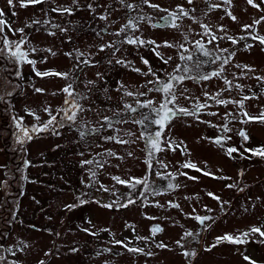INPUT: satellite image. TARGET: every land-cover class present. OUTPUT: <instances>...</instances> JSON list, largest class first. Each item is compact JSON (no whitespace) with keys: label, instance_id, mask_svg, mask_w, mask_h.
I'll list each match as a JSON object with an SVG mask.
<instances>
[{"label":"rangeland","instance_id":"rangeland-1","mask_svg":"<svg viewBox=\"0 0 264 264\" xmlns=\"http://www.w3.org/2000/svg\"><path fill=\"white\" fill-rule=\"evenodd\" d=\"M126 3L141 5L142 13L151 18L141 22L139 30L132 35L155 41L156 45L167 41L183 43L185 47L120 44L124 37L115 33L129 15L137 13L123 8L118 0H78V6L73 5V0H45L26 7H21L20 0H14L13 7L8 6L7 0H0V9L4 12L0 19L6 20L12 29H24L27 43L22 48L28 51L29 59L36 61L34 67L24 63L20 68L22 75L17 78L16 65L7 49L0 53V95L5 97L0 101V254H4L6 264H40L41 261L44 264H250L245 256L256 264H264V237L258 233L250 234L245 243H217L218 237L226 234L237 237L253 227L264 231V156L254 154L264 151V123H241V119H246L242 115L236 119L225 115L235 116L246 111L258 117L264 111V82L256 79L264 77V45L248 38L242 30L243 25H252L264 17V2L254 0L259 5L257 8L247 0H231L230 4L208 12L205 0H193L191 5L187 0H149L150 4L170 11L176 10L178 5L194 8L196 18L209 25L218 36L225 35L217 31L223 26L228 36L238 40L236 44L227 39L207 43V38L202 39L200 35V25L189 18L178 21L182 25L180 30L153 27L161 22L165 12L141 4V0H126ZM89 4L95 12L89 10ZM56 7H71L74 11L72 15L61 14L52 11ZM225 10L236 20L226 15ZM106 13L109 14L107 21L99 19ZM51 24L64 26L69 31L61 32ZM105 28L107 33L98 37L96 33ZM4 33L9 41L21 38V33L14 34L7 27ZM254 34L264 36V21L254 26ZM197 40L211 53L208 59L227 57L232 52L234 55L221 77L207 81L187 79L177 85L178 107L192 111L195 102L208 106L201 110L198 118L180 115L167 123L161 135L171 141L175 150L157 153L156 160L167 167L153 160L152 170H149L146 141L139 136L145 127L153 133L159 128L152 123L157 118L152 108H158L163 97L151 90L153 84L148 82L154 77L144 73L150 66L156 76L167 80V74L173 73L178 65L180 68L175 74H183L185 65L194 69L199 62L197 59L204 56L196 46ZM113 42L119 48L114 54L111 49L98 50L101 44ZM3 47L0 42V48ZM32 48L37 50L34 54ZM74 49H79L85 57L91 53L90 58L96 66L76 71L74 57L66 55ZM221 49H228V52H221ZM181 54L190 55L192 59L181 60ZM161 57H171V60L165 64ZM116 60L124 63L117 64ZM145 60L147 64L143 63ZM218 64L204 63L200 71L211 73ZM243 66L252 71L244 70ZM37 71L75 72L79 78L73 85L75 91L89 99L81 102L86 111L77 114L75 124H66L55 132L32 133L33 138L21 146L16 143L18 132L13 117L22 118L25 127L42 125L49 119L44 108L56 114L64 105L65 95L61 89L71 82V75L67 80L54 75L40 77ZM242 71L245 72L243 76ZM98 72L103 74L102 79L98 80ZM225 78L243 85V89L225 90ZM86 81H95L96 86L89 91L85 88ZM35 88L44 91L38 93ZM184 89L187 91L181 95ZM126 92L133 95L128 96ZM205 93L222 100L239 101L253 94L256 98L246 100L240 109L235 103L217 105L213 99L206 98ZM149 100L151 108L141 107ZM126 105L136 110L130 111ZM29 110L40 117L39 121ZM210 112L217 115H208ZM60 118L58 116V120ZM139 120L144 124L136 123ZM226 123L231 131L224 133L221 128ZM240 130L247 134L246 141L239 135ZM109 136L135 142L105 139ZM217 137H224L223 146L214 142ZM229 148L238 151L229 155ZM84 160L94 163L82 165ZM25 161L30 163L26 166ZM187 163L195 164L196 168L184 167ZM203 169L209 175H205ZM89 170L95 171V179L90 177ZM157 172L161 175L157 176ZM113 177L124 181L146 179L147 188L145 185L133 188ZM169 183L179 186L168 189ZM229 184L234 187H227ZM138 188H143L142 194ZM153 188L159 194L154 195ZM129 199L134 202L120 207ZM80 200L86 202L81 204ZM109 204L112 207L104 206ZM70 205L73 207H67ZM197 215L212 219L202 226L192 218ZM157 226L162 230L153 235L152 229ZM186 232L199 235L195 239L182 240ZM177 241H182L184 248L178 246ZM161 243L167 247H157ZM123 245L142 248L144 253L129 252ZM10 248L16 251L14 256L8 251ZM20 248L23 251H19ZM185 250L195 255L185 256ZM149 252L152 254H145Z\"/></svg>","mask_w":264,"mask_h":264},{"label":"snow or ice","instance_id":"snow-or-ice-1","mask_svg":"<svg viewBox=\"0 0 264 264\" xmlns=\"http://www.w3.org/2000/svg\"><path fill=\"white\" fill-rule=\"evenodd\" d=\"M45 2V0H27V3H25V0H20V4L21 7H26L28 6V4H39V3H43ZM206 4H207V9L208 12H211L214 9H219L221 8L223 5L225 4H230L231 0H216V2H209V0H205ZM262 2H264V0H262ZM8 6L9 7H13L14 6V0H7ZM118 3L123 7V8H127L129 9L131 12H136V15H129L126 23L123 24L120 29L115 33V35L117 36H121L123 35L124 39L121 40L119 43L123 44V43H127L128 45H135L137 47H141V46H145V45H156L155 41H148V40H144L142 38H140L139 36H135L132 35L131 33H134L136 31L139 30V24L141 22H148L150 21V17H148L147 15H144L142 13V8L141 5L138 4H132V3H126V0H118ZM187 3L189 5H191L193 3V0H187ZM247 3L249 5H252L254 7L259 8L258 4L254 3V0H247ZM141 4H148L149 7L153 8V9H157L161 12H165L166 15L162 16L160 18V23L154 24L152 25L153 27H172L174 29L180 30V28L182 27L181 23H178V21H182L184 18H189L191 20H193L194 23H197L200 25L202 32L200 33L202 39L203 38H207V43L209 44H213L214 42L218 41V40H223V39H227L229 41H231V43L236 44L238 43V40L236 38H233L231 36H228L226 34V29L223 28V26H220L219 29L217 31L219 32H223L225 33V35L223 36H218L216 34L215 31H213L211 29V27L207 24L202 23L198 18H196L193 13L195 12V9H185L182 5H178L176 10L174 11H170L168 9H164L161 8L159 5L157 4H150L149 0H141ZM73 5L78 6V0H73ZM88 8L90 11L95 12V9L92 7L91 4L88 5ZM52 11L54 12H59L61 14H68V15H72L73 14V9L71 7H56L53 8ZM226 11V15L230 16L232 20H236V17L233 16L231 14L230 11ZM15 14V13H13ZM205 15H207V13H205ZM4 16V12L2 9H0V17ZM109 18V14H104L99 16V19L101 20H105L107 21ZM262 21H264V17H261L259 20H255L253 22L252 25H243L242 26V30L245 31L248 34V38H251L253 40H258L261 45H264V36H258L254 34V26L260 24ZM33 23H40V21H34ZM46 23H50V22H46ZM30 26V25H29ZM7 27L9 29V31H12L14 34L16 32L21 33V38L18 41H9L7 35L4 33V28ZM51 27L54 29H57L61 32L67 33L69 31L68 28L58 25V24H51ZM24 29H12L11 25L8 24L6 22V20L4 19H0V42L3 43L4 47L0 48V53H3L5 51V49H7L8 51V56L9 58L13 61V63L16 65V70H15V76L17 78H19L22 73L20 71V68L22 67V65L24 63H28L33 65V67L35 66L36 61L29 59L28 58V51L24 50L22 48V46L24 44L27 43V38L23 35ZM107 33V28L103 29L101 32H97L96 35L98 37H101L103 34ZM49 34L51 35H55V32H50ZM69 42L71 41V37L68 38ZM185 39H187V37L185 36ZM239 39L243 40L245 39V37H240ZM196 46L198 48V50L203 53V55L205 57H208L211 55V53L205 48L204 44L201 43L200 40H197L196 42ZM175 47V48H179L182 49L185 47V45L183 43H179V44H173V43H169L167 41L164 42L163 45H156V47ZM251 45H248V47H250ZM106 49H111L113 54L119 50L117 43L113 42V43H108V44H101L99 47V51H105ZM37 50L35 48L31 49V52L34 54ZM49 52H51V49L48 50ZM153 51H155V48L153 49ZM221 52H228V49H221ZM54 55V53H53ZM66 55H68L69 57H74L76 63H75V69L76 71H82L83 67H94L96 66V64H94L91 60V53L88 54L87 57H85V54L83 52H81L79 49H74L73 52H69L66 53ZM157 55H159V53H157ZM234 55V52L229 53V56L227 57H223V56H213L212 59L210 61H203V62H198L196 63L194 69L193 67L187 66L185 65L182 69V73L183 74H175L177 72V69L180 68V66H177V69H174L173 73H168L167 74V80H161L158 76H156V73L152 71L151 67L149 66V70L147 73H144L145 75H152L154 77V80L149 81L148 83L153 84V91L161 93L162 94V101L159 104L158 108H152V111H154L157 115V118L155 120L152 121V123L156 124L159 126V128L157 129V131H155V133L147 130V128L145 127V130L142 131L140 133L139 139L146 141V145H145V151L147 152V165L149 167V170H152V164L151 162L153 160H156V154L159 152H163V151H167V150H175V148L172 146V143L170 140H166L162 138V130L163 128L167 125V123L180 115H192L198 118L200 112L202 109L206 108L208 105L206 103H199V102H195L194 103V107L192 111H189L188 109L185 108H181L178 107L176 102H177V95H176V87L177 85H181L183 84V82L187 79H191L194 81H207L213 77H221L222 73L224 72L225 66L228 65L230 63V59L231 56ZM179 58L181 60H191L192 57L189 56H184V55H180ZM163 63L167 64L169 62V60H171V57H169L168 59H164L163 57H161ZM218 64V68L216 70H213L211 73H205L200 71L202 63H217ZM109 63L111 64L112 61L110 60ZM117 64H121L124 63V61L122 60H116ZM143 63L147 64L148 62L145 60L143 61ZM237 67H241L240 65H237ZM244 70L246 71H252L251 69L248 68V66H243ZM137 72H139V69H136ZM37 76L40 77H47L50 75H54L57 77H62L64 79H68L69 76L71 75V82L66 84V86L61 89V92L65 95V99H64V105L56 110V114H53L52 111L49 108H44V112L48 114L49 119L41 124H34L32 125L30 128L29 127H25L22 124V118L19 117H13L15 124H16V128H17V136H16V143L20 144L21 146H23L27 141H30L33 136L32 133H41V132H47V131H53L55 132L56 128H60V127H64L66 124L68 125H72L76 123V117L77 114L80 112H84L86 111L84 105L81 103L82 101H86L89 99V97L85 94H81L79 92H76L73 85L79 82V78L78 76L75 74V72L73 73H61V72H50V71H45V72H36ZM97 78L102 79L103 78V74L102 73H97ZM241 75H245V72L242 71ZM256 79L258 81H262L264 82V77H256ZM225 84L227 85V88L225 90H230L231 88L235 87L237 89H243V85L240 84H233L231 81L227 80L225 78ZM156 85H159V87H156ZM96 86V82L95 81H86L85 82V88L88 89L90 91L91 87H95ZM123 87V85L121 86ZM35 92H43V89L40 88H35L34 89ZM187 89H184L181 92V95H183V92H186ZM13 93H7V95H12ZM128 96L133 95L131 92H126L125 93ZM141 95H143V93H141ZM219 96V93H217V97ZM205 97L209 98V99H213L214 102L217 105H224L226 106L229 103H235L240 109H243L244 107V102L246 100L249 99H253L256 98L255 94H253L252 96H243L239 101H233V100H222V99H218L216 97H210L208 93H205ZM4 95H0V101L4 100ZM187 99H195V98H191V97H186ZM139 103V101L137 102ZM171 105V107H170ZM126 107L128 108V110L130 111H135L136 109L133 108L131 105H126ZM141 107H152V101H147L144 104H141ZM90 110V109H87ZM29 114L33 115L34 118L39 121L40 117L36 116L35 113L31 112L29 110ZM208 115H217V113H208ZM226 117H232V119H236L238 118V116L242 115L243 117H245L246 119H241L240 122L241 123H248V122H260V123H264V111H262L260 113V115L258 117H253L250 116L246 111H243L242 113H237L235 116L231 113H226L225 114ZM58 116H60L61 118L58 120ZM105 120H108L107 117L104 118ZM136 123L143 125L144 121L143 120H139L136 121ZM109 126H111L109 124ZM103 127V125L101 126ZM92 131L96 132L98 130L93 129ZM221 131L224 133H227L228 131H231V129L228 128L227 123L224 124L221 128ZM59 134V133H56ZM81 136L84 135L83 132L80 133ZM128 135H134L133 133H128ZM239 135L242 137L243 140H247L248 136L247 134L243 131L240 130L239 131ZM105 139L108 140H113L116 139L117 142L119 143H134L135 141L132 140H122V139H117L115 137H106ZM228 139H230V137H228ZM223 140L224 137H217L215 139V143L218 145L223 146ZM238 150L236 148H229L227 149V152L229 155H231V153L233 152H237ZM246 151H253V150H246ZM254 154L256 155H261L264 156V151H260V152H255ZM109 155H114V153L109 152ZM128 155H131V153H128ZM156 162L158 164H160L162 167H167V165L163 164L162 161L160 160H156ZM30 162L25 161L26 166L29 164ZM94 163L93 160H84L81 161L82 165H92ZM98 167H103L102 164H98ZM184 167L187 168H196L195 164L192 163H187L184 165ZM199 170V169H197ZM90 171V177L92 179H95V171L89 170ZM205 175H209V173H204ZM157 176H160L161 173H156ZM26 179V177H25ZM113 179L117 180L119 183L124 184V183H128L131 187L135 188L137 185H145L147 188V180L146 179H133L131 181H124V180H120L118 177H113ZM179 185H173L172 183H169L167 185L168 189H173L175 187H178ZM103 187V186H101ZM227 187L232 188L234 187V185L229 184L227 185ZM105 191H107V189H104ZM240 191H243V188L239 189ZM152 193L155 194H159L157 192V190L155 188L152 189ZM209 196H212L213 198L219 200V197L214 196L213 193H208ZM86 201L84 200H80V203L83 204ZM134 201L129 199L127 204H122L120 205V207H127L128 204L133 203ZM171 203V202H170ZM223 203V202H222ZM105 207H112L111 204L109 205H104ZM174 207H179V205H173ZM67 207H73V206H67ZM193 219L197 220L202 226L205 225L206 221H210L212 218L209 216H194L192 217ZM162 229H160L158 226L154 227L152 229V233L153 235H155L157 232L161 231ZM84 231H88L87 229H85ZM258 233L261 237H264V231H261V229L259 227H253L251 228L248 232H244L242 233L240 236L237 237H233L231 235H225L224 237H218L217 238V243L221 242V241H228L231 243H236V244H240V243H245L246 238L250 235V234H255ZM93 235L95 233H92ZM199 234L198 233H192V232H186L183 234L182 240L187 238V237H192L193 239H195ZM137 239H144L145 241L148 240V238H141V237H137ZM117 244H123V242L121 241H116ZM178 246H180L181 248H184V244L182 243V241H177L176 242ZM124 247L127 248V250L129 252H133V253H144V249L142 248H135V247H128L127 245H123ZM215 246V245H213ZM157 247H167L166 245H163L162 243L157 245ZM19 251H23L22 248L18 249ZM207 250V249H206ZM0 251H2V249H0ZM8 251L14 256L16 254V251L13 249H8ZM73 251H76V249H73ZM146 255H151L152 253H145ZM183 254L185 256H194L195 252H189L187 250H185L183 252ZM244 259L246 261H250V264H256L255 261H251L249 257L245 256ZM0 264H6V258L3 255H0ZM40 264H44L43 261L40 262Z\"/></svg>","mask_w":264,"mask_h":264},{"label":"flooded vegetation","instance_id":"flooded-vegetation-1","mask_svg":"<svg viewBox=\"0 0 264 264\" xmlns=\"http://www.w3.org/2000/svg\"><path fill=\"white\" fill-rule=\"evenodd\" d=\"M211 59H212V56L209 57V59H208V57L205 58L204 56H203V57L201 56L200 58L197 59V62H198V60H199V62H203V61H206V60L210 61ZM202 64H204V63H202ZM138 189H139L140 191H139V190H137V191H138L140 194H142V191H141V190H142L143 188H138ZM136 198H137V197H135V199H136Z\"/></svg>","mask_w":264,"mask_h":264},{"label":"trees","instance_id":"trees-1","mask_svg":"<svg viewBox=\"0 0 264 264\" xmlns=\"http://www.w3.org/2000/svg\"><path fill=\"white\" fill-rule=\"evenodd\" d=\"M74 11V10H73ZM144 55L147 57V54L146 53H144ZM148 58V57H147ZM131 66V65H130ZM203 171H205L206 173H207V171H206V169H203ZM209 173V172H208ZM0 255H3L4 256V254H0Z\"/></svg>","mask_w":264,"mask_h":264}]
</instances>
